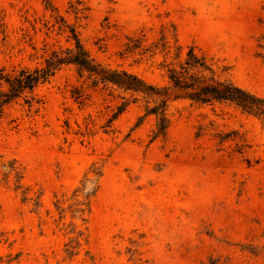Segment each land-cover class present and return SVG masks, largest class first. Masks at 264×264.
I'll use <instances>...</instances> for the list:
<instances>
[{"label":"rangeland","instance_id":"374dc122","mask_svg":"<svg viewBox=\"0 0 264 264\" xmlns=\"http://www.w3.org/2000/svg\"><path fill=\"white\" fill-rule=\"evenodd\" d=\"M52 3L0 0V69L45 67L76 30L98 63L166 86L165 35L264 97V0ZM27 96L0 120V264H264L263 118L178 100L153 140L143 98L74 65Z\"/></svg>","mask_w":264,"mask_h":264},{"label":"trees","instance_id":"16d2710c","mask_svg":"<svg viewBox=\"0 0 264 264\" xmlns=\"http://www.w3.org/2000/svg\"><path fill=\"white\" fill-rule=\"evenodd\" d=\"M45 6L56 10L52 0H43ZM74 47L64 52H54L47 59V65L33 71L24 68L7 71L0 69V120L4 116V109L13 102L24 98L27 94H33L41 85L49 81L57 70L64 65H74L81 76L88 75L94 86L99 84L112 85L126 93L133 95V101L137 102L141 97L146 101L144 110L146 116H154L156 119L153 140L165 139L171 125L168 114L170 103L178 100H188L198 105L230 104L240 109L243 113L264 119V97L235 85L229 80H222L216 74L213 64L205 55H199L194 47H190L183 61H180L183 47L170 46L165 35L157 43L152 45L154 49H162L164 61L160 66L165 69L168 84L158 86L148 83L136 74L125 70H114L103 66L93 58L83 45L76 30H71ZM175 51V53L173 52ZM172 59V60H171ZM34 100V97L32 98ZM31 103V102H30ZM32 105V104H31ZM126 104L119 107L118 115L124 112ZM144 119L141 117L139 123ZM87 195L95 191L92 180L85 178L83 181Z\"/></svg>","mask_w":264,"mask_h":264}]
</instances>
